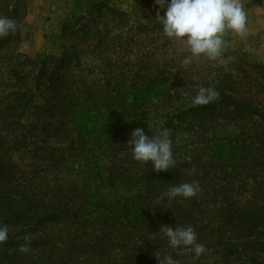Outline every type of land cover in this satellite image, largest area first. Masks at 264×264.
<instances>
[{"label": "trees", "instance_id": "obj_1", "mask_svg": "<svg viewBox=\"0 0 264 264\" xmlns=\"http://www.w3.org/2000/svg\"><path fill=\"white\" fill-rule=\"evenodd\" d=\"M24 15L23 0H0V18L15 23L14 31L0 36V226L8 228V239L0 243V248L5 246L0 264H109L102 258L107 250L124 247L119 264H157L149 254L152 243L162 245L154 251L160 256L185 249L171 248L159 232L176 224L192 227L198 243L214 251L222 264H264V66L234 55H221L225 64L193 57L191 62L198 58L205 63L198 62V81L182 80L171 90L158 64L155 76L153 64L134 74L128 61L121 68V52L139 49V35L160 33L161 27L137 24L125 31V13L92 3L87 12L72 14L62 24L58 57L32 60L17 51ZM132 30L135 39L129 38ZM150 54L155 63L157 51L144 55ZM128 73L133 74L129 83ZM94 74L98 78L90 80ZM189 86L194 89L182 100ZM202 87L217 95L207 104H193ZM225 113L229 120L251 122L252 135L242 142V133L228 142L227 131L205 138L206 125L220 123ZM157 118L163 119L160 129L167 128L173 141L175 167L165 171L134 160L128 145L136 128L158 134L153 123ZM179 132L195 135V156L189 158V151L177 155L185 149L175 137ZM206 157L208 167L203 164ZM106 164L115 172L99 182ZM240 171L251 185L241 192L232 178ZM209 174L213 177L206 178ZM193 182L200 191L187 198L192 203L182 208L162 203L170 188ZM119 184L121 190H111L115 198L109 199V190ZM142 218L149 221L153 242L135 234L134 225L140 226ZM61 222H69L68 231L73 230L69 243L62 245L65 250L56 244L64 238L54 233L61 230ZM89 228L91 241L77 237ZM23 232L39 237L29 243ZM21 245L29 254L50 247L48 260L43 254L23 255Z\"/></svg>", "mask_w": 264, "mask_h": 264}, {"label": "rangeland", "instance_id": "obj_2", "mask_svg": "<svg viewBox=\"0 0 264 264\" xmlns=\"http://www.w3.org/2000/svg\"><path fill=\"white\" fill-rule=\"evenodd\" d=\"M10 1L11 3H13L14 0H10ZM23 2L25 4V15L22 21L18 25V34H19L20 42L17 51L19 50L20 53L23 54V56L32 60H35L37 58L51 57V56L58 57L61 52L60 32H61L62 24L66 20H68L72 14L79 15L87 12L90 9V5L92 3L103 4L104 6L108 7L111 10L125 13L129 19L123 28L125 31L127 30V28H130L131 26L132 28H135L137 24H144V26H148V27H153L156 25L157 29L161 27L160 23L155 20L157 19L156 13L158 9L156 0H23ZM240 2L244 6L245 12L247 14L246 31L243 34H236L231 30L226 31L223 36V39L225 41V47L223 49L222 55H226L228 57L234 55L241 60L243 59L245 61H248L252 65L260 64V62L254 61V57H259L261 58V60L264 59V0H240ZM163 14L164 12L163 10H161L160 15L162 16ZM256 28L262 31V36L261 34H258L257 36L252 31L253 29ZM134 33L135 31L132 30L129 33V38L135 39L137 35ZM152 38L154 40L153 43L151 42ZM138 41L140 44L138 46L139 49H137L136 46H132L130 47L128 52L126 53L121 52L122 69L126 61H128L127 66H132L131 70H133L132 71L133 74L138 69L142 68L144 64H149L150 66L151 64H153L151 72H153V75L155 76L157 72L160 73L159 71L154 73V66L158 64V67L162 70V72L165 73L164 78L166 79V82L164 85L168 88L170 87L171 90L173 85H176L182 80L186 82L198 81L196 70H198L199 67H197V65L199 64L198 62H201V66H203L205 64L203 62V59H201L200 61L198 58H194L193 62L188 64L184 63V61H182L181 58L183 56L189 55L186 46L180 43L179 41L167 42L166 38L162 34V29L160 33H158L157 31L153 33L149 31L145 34H141L139 35ZM153 50L157 51L158 54L157 57L158 59L155 63L151 62L152 61L151 54L144 55L146 54V52L152 53ZM110 58L113 59V55ZM206 58L208 57L204 58L205 62H206ZM215 60L221 62L222 64L226 63V61L223 58H221V56ZM192 68H194V70ZM175 72H177L179 76L178 75L173 76ZM132 75L130 73L126 75V79L128 80L127 83H129ZM93 78H98L97 74L92 75V77H90V80H92ZM251 81L252 80H250V82ZM193 89L194 87L192 86L186 87L185 89L186 93L181 95L182 100L185 99L187 100L190 97V94L192 93L191 91ZM152 95L153 97L155 96L158 97L157 92L153 91ZM158 113H163V111H159ZM145 118L147 117H144V119ZM228 118H229L228 114L225 113V118H221L222 120L220 123H217L215 125L207 124L206 128L203 130V134L205 138L207 139L211 138L210 137L211 133H221L222 131H227L228 135L231 136L227 139L228 142L230 141V139H232V136H236L240 133H242V136L240 138V141L242 142L245 139V136L248 135V137H250L252 135L251 122L249 121L239 122L238 120L235 119L229 120ZM144 119L142 125L144 124V126H147ZM162 121H163L162 118H157L153 120L154 126H156L158 131L160 129V123ZM175 137L177 140L180 141V144L182 143L181 146L185 148L184 150L180 149L177 152V155L186 154V152L189 151L190 154H188V156H190L189 158H191L195 156L194 154H197V150L195 149L197 148L196 147L197 141L195 135H193L191 132L190 133L179 132V134ZM194 149L196 150V152L193 151ZM200 150L204 151L203 149ZM207 152H203L204 153L203 158L204 156H207ZM116 159H114L112 162L108 161V165L110 163H114ZM118 159H121V155L118 156ZM209 162L210 161L207 157L206 159H203V164H205L206 167L209 166ZM123 164L124 162H121V166ZM108 165L106 164V167L108 168L107 172L105 170L102 171L101 178L99 179L97 178L98 181L103 178L106 179L109 173L111 174V172L113 173L115 172V167ZM135 168L136 167H133V170H136ZM203 170L209 173V169H203ZM118 174L119 171L117 175ZM209 176L211 178L213 177L209 174L206 176V178H209ZM232 178H233L234 187L239 192L243 191L244 186L245 188H247L246 186H249L248 188L251 187V185H247L249 182L247 181L245 182L243 180L242 172L240 176L233 175ZM117 182L121 183L119 181ZM111 190H114V192H116L115 190L117 191L121 190V185L119 184L115 186V188L109 190V199L112 200L115 198L114 197L115 194ZM120 194L121 192L119 193V195ZM205 202L203 203V205L206 204ZM162 203H164V205L174 204L175 207L182 208L183 205H188L192 203V201L182 197H177L171 200L165 198L164 202ZM167 210L169 211L170 209L168 208ZM208 210L214 212L211 205H209ZM205 215L207 214L205 213ZM159 219L160 217L157 219L158 222ZM59 226L61 230L59 229L60 230L59 232H54V233L55 234L60 233V235L64 239L63 242L56 241V244L60 243L61 244L60 248L65 250L68 248H65L62 245H64V242L69 243V241H66V239L70 240L71 238L70 236L72 235L73 230L68 231L69 222H66L64 224L61 222ZM148 226H149V221H147V218L146 219L142 218L140 226L134 225V227H136L134 229L135 234L136 233L137 235L141 234L146 238L149 236L148 240L152 241L154 240L153 238L155 237V235H153L152 229L151 230L148 229L147 231ZM91 233L92 232L90 231V228L84 229L78 232L77 237L88 236L87 239L91 241L92 240ZM22 236L24 239L28 240L29 243H32V241H36V239H31V237L37 238L39 237V234L31 235L30 233L23 232ZM152 244L153 245L149 250V254L151 258L157 260V264H159L158 260H163V258L167 255H171L173 259L178 260L179 264H222L219 257L215 255L214 251L212 250L205 249V252L202 255H200L198 258L191 251V249H184L182 252H179L178 254L175 255H172L168 252L165 253L163 256H160V255H156L154 251L158 252L159 248H162V245L156 243H152ZM4 247L0 248V250L3 249ZM147 248L149 249V246ZM50 249L51 248L48 247L44 249V252L42 251L43 249H41L39 253H37L36 250H32L31 254H29L27 251L23 252L22 254L27 256L32 255L33 257H36L39 254L40 255L43 254L44 256H42L41 258H44L45 261L48 260L47 257L51 252ZM125 249L126 248L124 247L121 248V250L119 251L107 250V255L109 256L105 255L102 258L108 260L109 264H111L112 261L117 262L119 264L120 262L118 261L121 259V255L125 253ZM57 253L58 252H56V254ZM21 261L22 260L20 259V262ZM232 263L233 262H230L228 264H232ZM235 264H240V263L235 262Z\"/></svg>", "mask_w": 264, "mask_h": 264}, {"label": "clouds", "instance_id": "obj_3", "mask_svg": "<svg viewBox=\"0 0 264 264\" xmlns=\"http://www.w3.org/2000/svg\"><path fill=\"white\" fill-rule=\"evenodd\" d=\"M157 19L166 41H179L186 46L188 56L184 63L193 57L206 56L215 60L222 55L225 47L223 36L231 30L236 34L246 31L247 14L240 0H156ZM164 14L161 16L160 11ZM15 30V23L7 18H0V36ZM217 95L211 88H200L193 98V104L203 105ZM172 139L167 128H162L156 135H146L142 128L131 133L128 145H131L133 159L141 163H151L153 171H165L175 167L172 152ZM200 191L197 182L183 183L170 188L164 196L169 200L177 197L192 198ZM167 238L173 249L185 248L198 258L205 252L203 244L198 243L192 227H161L160 231ZM8 239V228L0 226V243ZM21 252L28 250L21 245ZM159 264H179L178 260L167 255Z\"/></svg>", "mask_w": 264, "mask_h": 264}, {"label": "crops", "instance_id": "obj_4", "mask_svg": "<svg viewBox=\"0 0 264 264\" xmlns=\"http://www.w3.org/2000/svg\"><path fill=\"white\" fill-rule=\"evenodd\" d=\"M262 19V18H261ZM253 20H254V17H253ZM252 21V20H251ZM257 21V20H256ZM257 36H258V34H261V36H262V31H260L259 29H253L252 30ZM18 52L20 53V51L18 50ZM21 54V53H20ZM23 55V54H22ZM254 61H257V62H260V65H262V66H264V59L263 60H261V58H259V57H254Z\"/></svg>", "mask_w": 264, "mask_h": 264}]
</instances>
